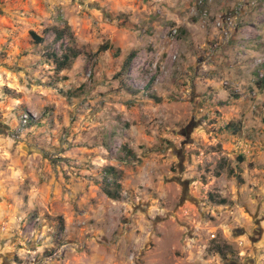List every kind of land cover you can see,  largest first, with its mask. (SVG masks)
Returning a JSON list of instances; mask_svg holds the SVG:
<instances>
[{
	"label": "rangeland",
	"instance_id": "rangeland-1",
	"mask_svg": "<svg viewBox=\"0 0 264 264\" xmlns=\"http://www.w3.org/2000/svg\"><path fill=\"white\" fill-rule=\"evenodd\" d=\"M263 75L264 0H0V264H264Z\"/></svg>",
	"mask_w": 264,
	"mask_h": 264
},
{
	"label": "trees",
	"instance_id": "trees-1",
	"mask_svg": "<svg viewBox=\"0 0 264 264\" xmlns=\"http://www.w3.org/2000/svg\"><path fill=\"white\" fill-rule=\"evenodd\" d=\"M55 37H54V42H59V41H63L64 40V30L63 28H56L55 30ZM30 35L32 36V38L37 42L40 43L43 41V37L35 34L34 32H30ZM70 40H66L68 45H63V43H61L60 46V53H58L57 51L54 50H50V52L47 54V60L52 63L54 65V70L55 71H61L64 68L70 67V64L72 63L73 59H76L79 55H80V51L77 50V48H75L74 46L69 44ZM108 47L106 44L101 45L99 47L100 50H106ZM134 52L130 53L126 59L123 61L122 64V72H126L130 62L134 56ZM259 82L264 83V75L260 78ZM258 82V83H259ZM123 89L125 90H129L130 87L126 84H124ZM34 123V119L32 117H28L27 120V125H33ZM235 123H230V126H235ZM121 150L124 152V157L128 158L133 156V152L132 150L124 143L120 146ZM104 174L106 176H111L113 177V181L117 180L121 177L120 171L117 170L115 167L113 166H106L104 168ZM116 186L120 185L118 183L115 184ZM103 191L105 192L106 195H108L111 198H118V191L116 190H111L108 186H105V184L102 186ZM55 220V221H54ZM50 221H52V223L54 224V226L56 227V232L58 234H60L63 229H64V224H63V219L61 216H56L55 218H52Z\"/></svg>",
	"mask_w": 264,
	"mask_h": 264
},
{
	"label": "built area",
	"instance_id": "built-area-1",
	"mask_svg": "<svg viewBox=\"0 0 264 264\" xmlns=\"http://www.w3.org/2000/svg\"><path fill=\"white\" fill-rule=\"evenodd\" d=\"M203 16H205V17L207 16V12L206 11H203ZM26 123H27V116L24 115V117L21 119L20 126L23 127L24 125H26Z\"/></svg>",
	"mask_w": 264,
	"mask_h": 264
}]
</instances>
